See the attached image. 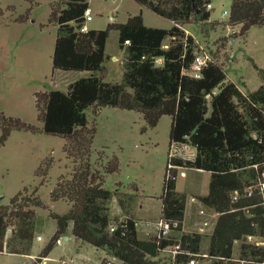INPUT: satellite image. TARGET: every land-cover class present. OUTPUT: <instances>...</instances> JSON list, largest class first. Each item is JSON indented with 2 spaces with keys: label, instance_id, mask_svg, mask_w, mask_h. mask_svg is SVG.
<instances>
[{
  "label": "trees",
  "instance_id": "obj_1",
  "mask_svg": "<svg viewBox=\"0 0 264 264\" xmlns=\"http://www.w3.org/2000/svg\"><path fill=\"white\" fill-rule=\"evenodd\" d=\"M136 1L172 19L174 25L148 26L138 13L126 22L113 20L106 29L82 31L88 0L52 4L50 21L59 24L54 69L87 70L91 74L72 82L68 91H36L42 130L65 137V150L75 163L72 175H62L52 190L53 200H67L70 207L64 213H51L57 229L37 260L48 257L70 227L76 239L106 249L116 258H104L100 264H164L158 259L162 249L179 241L200 253V232L163 235L164 228L184 229L187 196L177 190L179 168L184 167L211 173L209 191L200 195L201 201L219 214L208 252L219 258L211 264H264V246L245 241L249 235L264 238V83L245 92L228 79L222 63L212 61L202 68L201 77L186 72L195 60V44L183 26L209 21L212 0ZM4 14L0 7V20ZM27 18L25 14L16 20ZM228 23L242 24L239 35H245L253 25H264V0H232ZM113 28L119 31L120 46L127 49L122 82L104 77L106 43ZM168 37L172 39L166 47ZM158 58L163 62L158 64ZM258 69L264 78V69ZM107 105L141 111L151 126H156L162 115H171V148L173 144H189L196 149L193 159L173 155L170 150L162 194L164 228L150 238L139 236L138 221L132 216L111 229L108 204L115 192L104 187V174L91 162L96 127L89 126L86 113L90 106ZM0 126L1 144L14 128L39 130L4 113L0 114ZM118 167L114 157L105 171L114 172ZM42 173L41 167L38 174ZM37 191L29 193L26 187L18 192L11 198L13 209L0 205V252L10 244L6 235L14 225L13 232L22 242L9 251L29 253L24 242L33 244L36 207L46 206ZM120 203L124 207L125 199ZM240 240V257L235 258L234 246ZM188 258V254H181L175 264H186Z\"/></svg>",
  "mask_w": 264,
  "mask_h": 264
},
{
  "label": "rangeland",
  "instance_id": "obj_2",
  "mask_svg": "<svg viewBox=\"0 0 264 264\" xmlns=\"http://www.w3.org/2000/svg\"><path fill=\"white\" fill-rule=\"evenodd\" d=\"M66 1L0 0V7L5 11L0 20V114L20 117L39 128L37 132L14 128L6 142L0 143V205L13 209L11 198L26 187L29 193L37 188V194L46 205L36 207L33 244L24 242L30 247L29 253H10L12 247L22 242L15 236L14 225H11L6 235L10 244L0 252V264H100L104 258L116 260L106 249L75 237L67 241L64 236L51 251L47 262L41 263L44 258L37 260L57 229V220L51 213H64L70 207L67 200H53L52 190L62 175H72L75 163L65 150L66 138L42 130L44 123L39 119L36 91H68L72 82L91 74L87 70L54 69L53 54L59 24L50 21V15L54 2L64 5ZM88 1L93 12V18L87 22L90 29L108 28L113 22L112 15L114 22H126L131 14L138 13L143 14L148 26L171 28L174 25L172 19L136 0ZM211 2L209 21L186 23L183 26L186 35L193 36L195 52L204 49L214 54L224 65L228 79L238 83L245 92L257 89L264 83L258 69H264V25H253L245 35H239L242 24L228 23L232 0ZM25 14L26 20H16ZM236 37L237 40L227 43ZM171 39L165 40L166 47ZM106 55L105 80L122 82L127 49L120 46L119 31L115 28L110 30ZM157 63H161L160 58ZM86 113L89 126L96 127L91 162L104 174V187L115 192L108 204L112 222L117 224L132 216L138 221L141 238L156 235L162 220V194L169 152L190 157L193 146L173 144L171 148L172 116L168 114L162 115L156 126H151L143 112L138 110L107 105L90 106ZM2 132L0 126V137ZM114 157L118 158V169L106 172V166ZM41 167L45 174H38ZM181 170L179 168L177 190L187 196L184 229L169 231L166 235L180 237L183 232H200L203 235L201 253H208L219 214L208 208L200 195L208 193L211 173L186 168L187 174L183 175ZM122 198L125 199L124 207L120 203ZM202 208L206 213L201 212ZM204 220H208L209 225L206 226ZM257 239L264 246L263 237L257 234L252 240ZM245 241L250 242L251 239L247 237ZM242 242L235 243V258L240 257ZM169 258L163 253L158 256L164 264H169Z\"/></svg>",
  "mask_w": 264,
  "mask_h": 264
},
{
  "label": "built area",
  "instance_id": "obj_3",
  "mask_svg": "<svg viewBox=\"0 0 264 264\" xmlns=\"http://www.w3.org/2000/svg\"><path fill=\"white\" fill-rule=\"evenodd\" d=\"M208 6L211 8L212 7V2L209 3ZM226 14H227V12H226ZM92 18H93V12H92L91 8L89 7V8L86 9V12H85V20H84V22H83V24L81 26V30L82 31H87L89 29L88 25H87V22L89 20H91ZM111 20L112 21L115 20L113 15L111 16ZM237 38L238 37L232 38V39L228 40L227 43L229 44V43L237 40ZM210 61L216 62V63H220V61L217 59V57L214 54H211L210 52L205 51L204 49L201 52H195V60H194V62L192 64L191 68L189 70H186V72L189 73L190 75L195 76V77H201L202 76V68L205 65H207ZM183 174H185V173L183 172ZM195 200H197V199L195 198ZM208 208H211V207H208ZM211 209H213V208H211ZM201 212L202 213H206V209L202 208ZM203 222H204V224L206 226L209 225V221L208 220H204ZM115 226L116 225L114 223H112L111 229H114ZM159 226H160L159 229L160 228H164V221L163 220L160 221V225ZM202 228H204V227H202ZM169 231L170 230L168 228H164L163 235L166 236V234ZM254 236L255 235H249L248 236L251 239L250 242H254V243L260 245L262 243V241H260L259 239L253 241L252 239L254 238ZM39 238H42V236H39ZM263 242H264V240H263ZM161 253L168 254V256H170L169 264H175L176 261L179 258V255H181V254L182 255L183 254H188L189 255V258H188L186 264H211L213 259L219 258V256H212V255H210L209 253H206V252H203V253H201V252L200 253L192 252V251H190L189 248L183 246L181 241L176 242V243H174L172 245H169V246L163 248ZM44 262H47V257H45L44 261H42L41 263H44Z\"/></svg>",
  "mask_w": 264,
  "mask_h": 264
},
{
  "label": "crops",
  "instance_id": "obj_4",
  "mask_svg": "<svg viewBox=\"0 0 264 264\" xmlns=\"http://www.w3.org/2000/svg\"><path fill=\"white\" fill-rule=\"evenodd\" d=\"M160 60H161V63L163 62V58H160ZM184 146H191V145H189V144H185ZM192 149H193V154H191V156L190 157H185L184 156V158H189V159H193L194 157H195V155H196V149L194 148V147H192ZM182 168V170H181V173L183 174V172L185 173V174H183V175H186L187 174V172H186V168H184V167H181ZM194 169H197V168H194ZM198 171H200V170H202V169H197ZM70 233L69 234H67V235H65L64 236V239H66L67 241H70V240H73V238H74V235H73V233H72V228L70 227ZM60 241V240H59ZM10 253H12V252H10ZM73 257V256H72ZM51 258V256L49 255L48 257H47V260H49Z\"/></svg>",
  "mask_w": 264,
  "mask_h": 264
}]
</instances>
